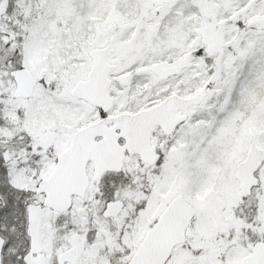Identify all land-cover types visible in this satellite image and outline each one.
Returning a JSON list of instances; mask_svg holds the SVG:
<instances>
[{"label": "snow or ice", "instance_id": "obj_1", "mask_svg": "<svg viewBox=\"0 0 264 264\" xmlns=\"http://www.w3.org/2000/svg\"><path fill=\"white\" fill-rule=\"evenodd\" d=\"M0 264H264V0H0Z\"/></svg>", "mask_w": 264, "mask_h": 264}]
</instances>
